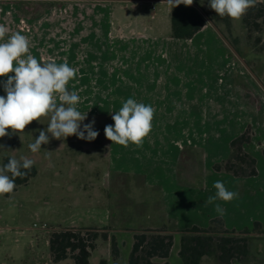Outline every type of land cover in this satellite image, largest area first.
Wrapping results in <instances>:
<instances>
[{
    "label": "rangeland",
    "instance_id": "rangeland-1",
    "mask_svg": "<svg viewBox=\"0 0 264 264\" xmlns=\"http://www.w3.org/2000/svg\"><path fill=\"white\" fill-rule=\"evenodd\" d=\"M96 6L79 0H0V24L9 29L5 40L20 32L30 41L29 54L44 57L45 62H67L77 69L67 87L81 98L78 110L88 112L81 127L94 119V130L99 132L90 142L74 135L65 140L50 137L48 144L32 153L28 145L47 128L48 120L42 118L24 132L11 134L9 129L10 135L0 138V154L10 156L16 151L32 159L37 169L31 182L7 201L10 207L19 206L14 227L33 235L42 230L43 223L49 228L105 227L131 237L155 223L154 218L139 215V203L147 205L159 194L152 192V186L161 185L168 194L170 214L163 226L179 232L207 227L209 222H203L198 212L217 215L215 206L220 204L226 229L253 230L249 262L236 264H264V24L260 32L249 34L240 19L228 17V25L210 20L209 0H198L197 9L207 25L203 37L212 41L205 48L186 43L177 50L158 43L148 47L139 42L109 43L105 28L109 20L115 22ZM215 33L223 43L215 44ZM130 74L138 79L132 80ZM231 77L235 96L225 91ZM4 80L0 77V82ZM122 87L130 93L119 99ZM240 91H246L245 96ZM0 95H5L2 85ZM233 97L245 99L254 118L234 105ZM129 98L155 109L152 130L139 147L112 144L104 135L105 126L114 125L110 113ZM217 119L224 124L246 123L251 133L247 151L256 161L258 176L246 182L247 188L239 183L250 194L239 192V198L230 202L205 205L203 194H216L215 181L227 184L217 177L213 165L224 156L227 142L246 130L215 125ZM122 186L127 189L118 190ZM255 222L260 224L257 229ZM173 237L170 264H182L177 255L180 234ZM38 246L43 249L42 244ZM202 264L216 263L204 259Z\"/></svg>",
    "mask_w": 264,
    "mask_h": 264
},
{
    "label": "clouds",
    "instance_id": "clouds-1",
    "mask_svg": "<svg viewBox=\"0 0 264 264\" xmlns=\"http://www.w3.org/2000/svg\"><path fill=\"white\" fill-rule=\"evenodd\" d=\"M170 9L184 4L190 6L193 0H166ZM256 0H209V7L221 17L234 20L242 18ZM5 24H0V82L5 95H0V138L24 132L33 121L48 120L47 128L40 130L38 138L28 145L32 153L40 151L41 145L48 144L50 137L65 140L76 136L81 140L94 141L99 132L94 130L95 120L81 124L87 113L78 110L81 101L77 91L67 87L77 75V69L67 62H40L29 54L30 41L20 32L11 34ZM155 109L150 104L137 102L133 98L123 102L122 107L110 113L114 125H106L105 137L115 144L128 147L129 144L142 146L152 130ZM3 149V145H0ZM49 152V151H47ZM34 161L21 156L10 157L8 163L0 166V196L11 194L16 188V178H24L32 170ZM10 174V175H9ZM216 194L210 196L205 205L216 200L230 202L239 198V193L229 191L222 181H215ZM215 211L222 218L225 210L216 204Z\"/></svg>",
    "mask_w": 264,
    "mask_h": 264
},
{
    "label": "trees",
    "instance_id": "trees-1",
    "mask_svg": "<svg viewBox=\"0 0 264 264\" xmlns=\"http://www.w3.org/2000/svg\"><path fill=\"white\" fill-rule=\"evenodd\" d=\"M197 1L192 5L180 4L171 9V38L177 40L193 39L206 25L205 19L197 9ZM218 20L229 24L228 17L218 16L214 11L210 20ZM242 22L250 32H260L264 24V5L256 2L254 7L248 9L242 17ZM257 39L255 41L258 42ZM249 128L234 137L229 144L227 159L213 165L215 172H224L234 177L257 176L255 159L245 152L244 145L250 143ZM264 154V152H263ZM10 157L2 158L1 166L8 163ZM10 175V174H9ZM37 175L33 165L32 170L24 178H16L15 192L19 187L26 185L30 179ZM10 194H4L8 197ZM260 227L258 222L254 228ZM112 229L103 228H68L58 227L49 234V251L52 262L57 263L71 258L74 264H90V253L96 248V241L100 238L110 240V252L113 260L120 255L119 245L109 232ZM253 230L247 228L242 231L228 230L220 217L209 221L207 227L193 226L188 230L174 231L166 226L158 229H143L133 233V244L128 255L127 264H170L169 258L173 246L174 233L180 234L178 257L182 264H202L204 259H211L216 264H235L249 262V239ZM98 264H108L101 259Z\"/></svg>",
    "mask_w": 264,
    "mask_h": 264
},
{
    "label": "crops",
    "instance_id": "crops-1",
    "mask_svg": "<svg viewBox=\"0 0 264 264\" xmlns=\"http://www.w3.org/2000/svg\"><path fill=\"white\" fill-rule=\"evenodd\" d=\"M70 1L72 2V0ZM79 1H84L89 4L97 5L96 6L97 9L101 11H105L111 17V19L114 20L115 22L114 25L111 22V20H109L110 24L107 25L106 28L104 27L106 30V40L109 43H112L113 41H118V42H122L123 44L130 42H136L135 44H137V42H139L142 43L143 46L147 45V47L151 44L158 43L160 45H164V46L166 45L167 47H171V48L175 47L176 50L180 45H182V43H186L188 45H194V46L196 45L198 47H203V48L207 47L208 43H212V41H209L208 39L203 37L207 25H205L203 29L193 39L177 40L171 38V22H170L171 9L167 4L166 0H88V1L79 0ZM256 1H259L264 5V0H256ZM240 21H242V18H240ZM30 30L32 29L29 26V32ZM239 39L240 42H242L241 36L239 37ZM219 40L222 41L215 33V44L218 43ZM36 57L38 61L45 62L44 57H40L38 55H36ZM102 75L106 76L107 74H102ZM130 75L132 80L138 79L136 74H130ZM231 80L232 77L229 79L225 91L229 95L235 96L237 94V88L235 87L234 83L231 82ZM128 89L129 88L122 87V89H120L121 91H118L117 94L121 96L119 99H123L126 93H130ZM242 92L243 91H240V94H243L245 96L246 91L243 93ZM233 98L234 99L232 101L234 102V105L238 104L241 110L244 111L249 118L251 117L254 118L252 115H250L249 110L246 107L248 103L245 102V99L243 98L237 99L236 97ZM229 124L232 126H244V128L247 127L246 123L243 125L242 124L239 125L233 122H225L224 124V122L219 119L215 121V125L218 126H223V125L228 126ZM239 134L241 133H238V135ZM232 139L233 138H231L227 142L228 145L227 151H225L224 156L220 158V161L227 159L229 155V144ZM250 144L251 143L244 145L243 149L245 150V152L251 155V153L247 151V147L250 146ZM4 156L6 155L0 154V166H1L2 158ZM7 157H14L19 159L21 157V154L19 153L17 154L16 151H14L13 154ZM24 157L29 158L28 156L25 155ZM215 174H217V177L219 178L221 177L222 179H224L225 182L227 180V184L225 185V187L229 191H236L238 193L240 192V194L245 195L246 193L248 194L251 193L250 191L246 192V190L243 189L244 187L247 188L245 186L246 182L251 179L255 180L256 177L258 176V171H257V176L245 177V178L234 177L224 172H215ZM32 179H30V181L26 185L19 187L15 192L11 193L8 197L0 196V264H74L71 258H67L57 263L52 262L51 254L49 251L50 232L58 227L95 228L98 230H102L105 227L96 228V227H82L78 225H68V226H57L55 228H49L45 223H43L46 225V229L39 230V233L34 235L31 234L30 232L26 233L25 231L19 230L17 227H14V223L19 219V208H18L19 206L17 205V203H15L12 207H10L8 206L7 201L13 200L12 196L19 193V191L22 188L26 187L31 182ZM239 183H241L243 188L239 185ZM141 187H144V185ZM125 189L127 188L123 189L122 186L118 190H125ZM151 189L153 193H155V191H158L159 194L155 193L152 196V198L147 201L148 202L147 205L141 202L139 203L142 205L139 211L140 213L139 215L140 216L145 215V217L147 218L150 216L149 218L152 220L154 218L156 224L153 222L154 224H150L148 225V227H144V229L161 228V226L163 227L165 222H168L170 220L169 219L170 214L167 211V206H166V203L168 201L166 202L165 199L167 198L168 194L166 195L165 189L161 185H153ZM167 189H170V187L167 186ZM189 190L192 193L194 191V189H189ZM213 190L215 191V188H213ZM187 195H188V189L185 197H187ZM203 196L204 199L209 198L207 197V195L203 194ZM192 197L195 198L198 196L193 194ZM243 198L245 197L243 196ZM216 201L220 203L223 202L222 200H216ZM197 216H199L200 218L203 217L202 220L203 222H209L211 219L215 218V216L220 217L218 214L210 215L207 212L203 213V210L198 212ZM112 235L115 237L117 243L119 244V251H120L119 258L117 260L112 259L110 252V240L104 241L99 238L96 241V248L90 253V257H89L90 264H98V262L101 259L107 260L108 264H127L128 255L133 244V234L130 237L127 233L123 231H116L115 229H112V231L109 232V237ZM174 239L175 238H173V246H174ZM39 244L43 245V249L38 246ZM172 248L170 251L169 258L167 259L169 263H171ZM178 250L179 247L177 249V253Z\"/></svg>",
    "mask_w": 264,
    "mask_h": 264
},
{
    "label": "built area",
    "instance_id": "built-area-1",
    "mask_svg": "<svg viewBox=\"0 0 264 264\" xmlns=\"http://www.w3.org/2000/svg\"><path fill=\"white\" fill-rule=\"evenodd\" d=\"M33 228H38V226L36 224L33 225ZM40 229H46V225L45 224H42L40 226Z\"/></svg>",
    "mask_w": 264,
    "mask_h": 264
}]
</instances>
